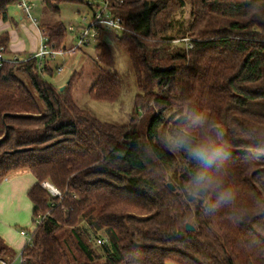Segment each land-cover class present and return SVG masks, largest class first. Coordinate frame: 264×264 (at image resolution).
<instances>
[{
    "label": "trees",
    "instance_id": "16d2710c",
    "mask_svg": "<svg viewBox=\"0 0 264 264\" xmlns=\"http://www.w3.org/2000/svg\"><path fill=\"white\" fill-rule=\"evenodd\" d=\"M16 1L0 0V19ZM41 1L59 15L62 4L90 0ZM110 2L131 30L113 37L138 88L128 123L78 105L74 73L61 91L45 77L57 67L42 71L36 59L0 69V182L25 169L37 178L28 193L36 229L22 264H264V0H190L189 19L179 16L186 0ZM40 29L64 46L62 21ZM185 38L190 49L174 43ZM9 41L0 33V48ZM96 49L89 95L113 103L123 80L111 45L102 38ZM186 108L222 124L231 152L225 186L235 198L211 215L183 193L194 162L164 144ZM10 255L0 236V261Z\"/></svg>",
    "mask_w": 264,
    "mask_h": 264
},
{
    "label": "rangeland",
    "instance_id": "374dc122",
    "mask_svg": "<svg viewBox=\"0 0 264 264\" xmlns=\"http://www.w3.org/2000/svg\"><path fill=\"white\" fill-rule=\"evenodd\" d=\"M32 2L34 4L32 13L34 18L39 21L40 26L60 20L68 29L70 25L76 26L81 23V15H90V10L86 5L73 3L62 4L60 5V14L55 15L44 9L41 0H33ZM190 10V0H186V7L179 16H182L183 19H189ZM12 13L13 8H10V14ZM16 21H18L17 18ZM74 36V33L69 30L67 31L64 41L65 47H69L74 42ZM115 36L121 35L113 32H106L104 34V39L111 45L115 56L114 69L120 74L123 80V94L119 100L113 103L102 102L92 99L89 95V91L99 73V62L97 58L99 50L96 49V44L85 51L77 53L74 57H58L50 60L51 67L56 69L58 65H63L65 70L62 73L55 72L54 75H46L45 77L49 82L63 86L67 84L73 73L74 75L76 74L72 94L77 104L87 108L94 116L103 121L125 124L130 121L133 100L138 93V88L129 54L113 39ZM22 38L28 41L26 33L22 35Z\"/></svg>",
    "mask_w": 264,
    "mask_h": 264
},
{
    "label": "clouds",
    "instance_id": "9594fccd",
    "mask_svg": "<svg viewBox=\"0 0 264 264\" xmlns=\"http://www.w3.org/2000/svg\"><path fill=\"white\" fill-rule=\"evenodd\" d=\"M180 118L185 122L176 124L164 135V144L170 151H182L194 162L189 179L183 185L185 199L201 203L207 214H214L235 198L234 190L225 186L231 152L224 140L223 125L211 121L203 111L187 108L177 117Z\"/></svg>",
    "mask_w": 264,
    "mask_h": 264
},
{
    "label": "crops",
    "instance_id": "0c3cea01",
    "mask_svg": "<svg viewBox=\"0 0 264 264\" xmlns=\"http://www.w3.org/2000/svg\"><path fill=\"white\" fill-rule=\"evenodd\" d=\"M11 8L13 13L9 20L0 19V33L7 31L10 36L7 51L9 55L21 57L31 55L37 51L41 41L40 25L25 20L15 5ZM24 33L28 41L22 38ZM36 183L35 175L26 169L12 172L0 182V236L11 248V255L6 259L10 264H22V252L28 240L21 235V229L35 228L34 205L28 193Z\"/></svg>",
    "mask_w": 264,
    "mask_h": 264
},
{
    "label": "built area",
    "instance_id": "2783aa9c",
    "mask_svg": "<svg viewBox=\"0 0 264 264\" xmlns=\"http://www.w3.org/2000/svg\"><path fill=\"white\" fill-rule=\"evenodd\" d=\"M33 0H17L14 4L21 16L36 25H39V21L34 18L32 10L34 8ZM90 15H81V23L79 25H70L68 30L74 33V42L69 47H55L48 43V37L41 31V41L37 51L28 56L9 55L5 47L0 48V69L3 68L5 63H22L30 59H36L38 66L43 71L50 66V60H54L58 57H73L77 53L85 51L92 46L98 44L100 39H104L106 32H113L117 35H123L130 32V28L123 20V18L114 13L110 0H90L88 6ZM79 13V12H78ZM190 38L182 40H175V44L183 43L187 49H190L193 44ZM95 46V47H96ZM65 70L63 65H58L56 71L62 73ZM42 186L47 189L53 197L62 198V193L49 181H44ZM40 222V217L36 220ZM36 226V224H35ZM35 229H21V235L25 236L30 243L33 239ZM99 243L103 240L99 239ZM1 264H10L6 260H1Z\"/></svg>",
    "mask_w": 264,
    "mask_h": 264
},
{
    "label": "water",
    "instance_id": "95a60500",
    "mask_svg": "<svg viewBox=\"0 0 264 264\" xmlns=\"http://www.w3.org/2000/svg\"><path fill=\"white\" fill-rule=\"evenodd\" d=\"M66 87H67V85H63V86L60 87V90L63 91ZM168 186L170 187L171 190H173V191L176 190V186L172 182H169L168 183ZM186 229L188 231H194L195 230V227H194L193 224L187 223L186 224Z\"/></svg>",
    "mask_w": 264,
    "mask_h": 264
}]
</instances>
